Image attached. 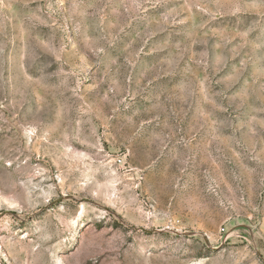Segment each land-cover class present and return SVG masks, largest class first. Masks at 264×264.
Here are the masks:
<instances>
[{
	"label": "rangeland",
	"instance_id": "rangeland-1",
	"mask_svg": "<svg viewBox=\"0 0 264 264\" xmlns=\"http://www.w3.org/2000/svg\"><path fill=\"white\" fill-rule=\"evenodd\" d=\"M0 264H264V0H0Z\"/></svg>",
	"mask_w": 264,
	"mask_h": 264
},
{
	"label": "built area",
	"instance_id": "built-area-1",
	"mask_svg": "<svg viewBox=\"0 0 264 264\" xmlns=\"http://www.w3.org/2000/svg\"><path fill=\"white\" fill-rule=\"evenodd\" d=\"M120 161V159H118Z\"/></svg>",
	"mask_w": 264,
	"mask_h": 264
}]
</instances>
